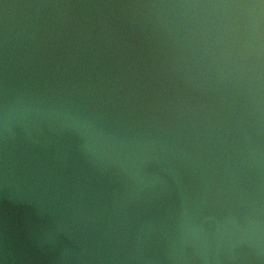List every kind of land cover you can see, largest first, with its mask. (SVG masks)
Wrapping results in <instances>:
<instances>
[{"label": "water", "instance_id": "obj_1", "mask_svg": "<svg viewBox=\"0 0 264 264\" xmlns=\"http://www.w3.org/2000/svg\"><path fill=\"white\" fill-rule=\"evenodd\" d=\"M0 264H264V0H0Z\"/></svg>", "mask_w": 264, "mask_h": 264}]
</instances>
